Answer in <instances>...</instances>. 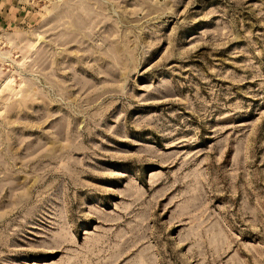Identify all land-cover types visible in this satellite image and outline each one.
<instances>
[{"label": "rangeland", "instance_id": "374dc122", "mask_svg": "<svg viewBox=\"0 0 264 264\" xmlns=\"http://www.w3.org/2000/svg\"><path fill=\"white\" fill-rule=\"evenodd\" d=\"M0 264H264V0H0Z\"/></svg>", "mask_w": 264, "mask_h": 264}]
</instances>
